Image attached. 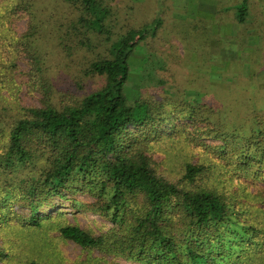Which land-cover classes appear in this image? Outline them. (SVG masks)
Segmentation results:
<instances>
[{
	"label": "trees",
	"instance_id": "1",
	"mask_svg": "<svg viewBox=\"0 0 264 264\" xmlns=\"http://www.w3.org/2000/svg\"><path fill=\"white\" fill-rule=\"evenodd\" d=\"M1 1L0 93L8 83L20 89L13 69L23 52L31 66L27 88L39 104L17 102L14 115L0 113V263L71 264L58 250L62 240L103 256L81 264H108L106 257L264 264V118L229 126L220 109L196 98L146 95L131 104L130 58L155 35L148 24L117 35L105 55L88 63L84 77L103 80L101 87L61 95L42 50L46 0ZM58 2L76 13L69 30L59 26L61 49L69 42L82 48L89 35L107 32L102 0ZM19 13L28 29L17 36L11 19ZM57 200L102 225L85 229L63 212L46 213Z\"/></svg>",
	"mask_w": 264,
	"mask_h": 264
},
{
	"label": "rangeland",
	"instance_id": "2",
	"mask_svg": "<svg viewBox=\"0 0 264 264\" xmlns=\"http://www.w3.org/2000/svg\"><path fill=\"white\" fill-rule=\"evenodd\" d=\"M102 4L109 12L107 32L89 35L90 42L84 40L82 48L69 42V49H61L59 26L63 24V30H69L76 13L58 0L44 2L43 18H48L49 27L42 50L59 94L84 95L101 87L103 80L84 77L88 63L105 55L117 35L148 24L151 30L157 27L155 35L147 37L130 58L126 91L131 104L146 95L158 100L166 96L196 98L220 109L229 126L248 123L255 115L264 118V0H102ZM11 20L17 36L27 31L28 19L23 13ZM157 20L159 26L154 23ZM30 68L28 58L18 53L13 78L20 89L13 90L8 83L1 90L0 113L4 118L16 113L17 102L24 106L39 104V95L30 94L27 88ZM155 159L162 161L159 156ZM76 199L92 201L87 196ZM55 205L46 213L56 216L63 212L71 224L87 229L103 223L98 216L77 212L69 200H57ZM15 210L21 212L18 207ZM57 246L71 264L103 257L71 241H58ZM105 259L108 264H134L120 258Z\"/></svg>",
	"mask_w": 264,
	"mask_h": 264
}]
</instances>
